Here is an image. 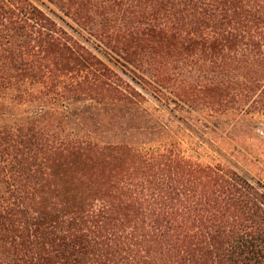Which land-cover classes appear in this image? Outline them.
Masks as SVG:
<instances>
[{
    "label": "trees",
    "instance_id": "obj_1",
    "mask_svg": "<svg viewBox=\"0 0 264 264\" xmlns=\"http://www.w3.org/2000/svg\"><path fill=\"white\" fill-rule=\"evenodd\" d=\"M47 1L107 60L63 15L0 0V264H264V169L186 156L143 91L264 113V0Z\"/></svg>",
    "mask_w": 264,
    "mask_h": 264
},
{
    "label": "rangeland",
    "instance_id": "obj_2",
    "mask_svg": "<svg viewBox=\"0 0 264 264\" xmlns=\"http://www.w3.org/2000/svg\"><path fill=\"white\" fill-rule=\"evenodd\" d=\"M52 9L58 15L63 13L47 0H36ZM79 36L103 58L107 56L85 29L63 15ZM107 60V57L104 58ZM111 60V59H110ZM115 68H121L111 60ZM147 97L146 105L156 119L167 123L170 139L180 147L186 156L204 164L232 166L249 176L260 177L264 169V113L230 117L221 115L219 119H206L197 112L187 113L175 104L161 105L152 97L150 90H143ZM9 102L11 92L0 95ZM181 117L182 121L178 120ZM206 123L207 127L203 123Z\"/></svg>",
    "mask_w": 264,
    "mask_h": 264
}]
</instances>
